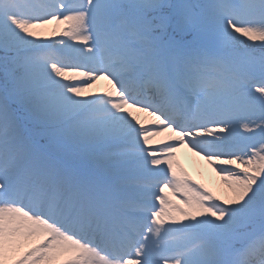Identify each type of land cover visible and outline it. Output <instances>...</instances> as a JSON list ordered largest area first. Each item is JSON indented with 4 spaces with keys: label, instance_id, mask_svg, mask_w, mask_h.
<instances>
[{
    "label": "snow or ice",
    "instance_id": "6c2138e0",
    "mask_svg": "<svg viewBox=\"0 0 264 264\" xmlns=\"http://www.w3.org/2000/svg\"><path fill=\"white\" fill-rule=\"evenodd\" d=\"M0 264H264V0H0Z\"/></svg>",
    "mask_w": 264,
    "mask_h": 264
},
{
    "label": "rangeland",
    "instance_id": "374dc122",
    "mask_svg": "<svg viewBox=\"0 0 264 264\" xmlns=\"http://www.w3.org/2000/svg\"><path fill=\"white\" fill-rule=\"evenodd\" d=\"M177 159L179 160V162L183 166V168L187 171V173L192 177L193 180L200 181L201 183H204L208 187L212 188L214 191L217 190L219 181L215 175L214 170L211 171V169H205L203 171H200L196 167H194V165L193 166H190V165L186 166L182 163L178 154H177ZM197 159L199 161L196 160V164L199 162L203 163V164L207 163L205 160H203L202 157L198 156Z\"/></svg>",
    "mask_w": 264,
    "mask_h": 264
},
{
    "label": "bare ground",
    "instance_id": "6f19581e",
    "mask_svg": "<svg viewBox=\"0 0 264 264\" xmlns=\"http://www.w3.org/2000/svg\"><path fill=\"white\" fill-rule=\"evenodd\" d=\"M103 84H104V82L102 81L100 86L102 87ZM161 138H163V137H161ZM177 154H178L180 160L182 161V163L186 166L187 165H190V166L194 165V167H196L200 171H203L205 169H211V171L213 170L212 166L209 165L208 163L203 164V163L199 162L196 164V160H198L197 159L198 156H196L195 154L190 152L188 149H181Z\"/></svg>",
    "mask_w": 264,
    "mask_h": 264
}]
</instances>
